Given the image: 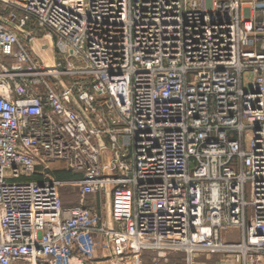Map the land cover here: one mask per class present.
<instances>
[{
	"label": "built area",
	"instance_id": "obj_1",
	"mask_svg": "<svg viewBox=\"0 0 264 264\" xmlns=\"http://www.w3.org/2000/svg\"><path fill=\"white\" fill-rule=\"evenodd\" d=\"M145 251L264 264V0H0V264Z\"/></svg>",
	"mask_w": 264,
	"mask_h": 264
},
{
	"label": "crops",
	"instance_id": "obj_2",
	"mask_svg": "<svg viewBox=\"0 0 264 264\" xmlns=\"http://www.w3.org/2000/svg\"><path fill=\"white\" fill-rule=\"evenodd\" d=\"M72 175L67 178V179H73L75 177L78 176V174H75V173H72L70 172ZM71 197H72V200H75V202H69L67 203L68 205H74L77 201V197L75 194H70ZM97 200L99 199L98 196L95 197ZM93 200H94V197H90L89 198V202L93 203ZM105 203H106V210L104 211L103 213V220H105L108 224L111 223V215H110V200L109 199H105L103 200ZM98 203L97 202V205L98 206ZM66 204V203H65ZM94 242H95V246H96V251L98 254L100 253H104L105 255H108L111 253L112 251V244H111V241L110 239L107 237V236H104L102 234H99V233H96L94 234ZM155 255V252L153 251H145L143 253V256H142V264H152V257ZM178 257H182V260H183V263L186 264L185 262V258H184V254L182 253H173V254H170L169 257H168V261L167 262H164L163 260H161L158 264H176L174 261L178 258Z\"/></svg>",
	"mask_w": 264,
	"mask_h": 264
},
{
	"label": "water",
	"instance_id": "obj_3",
	"mask_svg": "<svg viewBox=\"0 0 264 264\" xmlns=\"http://www.w3.org/2000/svg\"><path fill=\"white\" fill-rule=\"evenodd\" d=\"M9 26L19 32L21 35L27 36V33L16 25L9 24ZM30 47L33 53L43 61L48 70L53 69V52L48 42L41 41L39 39L31 40Z\"/></svg>",
	"mask_w": 264,
	"mask_h": 264
},
{
	"label": "rangeland",
	"instance_id": "obj_4",
	"mask_svg": "<svg viewBox=\"0 0 264 264\" xmlns=\"http://www.w3.org/2000/svg\"><path fill=\"white\" fill-rule=\"evenodd\" d=\"M41 41H44L41 39ZM61 194H62V198H63V202L64 203H69V202H75V200H72V197L69 193V189L66 186H63L61 188ZM247 198H248V194H247ZM230 236V235H229ZM230 237H235V238H239V236H230ZM222 257L220 255H213L210 256L209 258H207L205 255H200L198 258L195 259L194 264H222L221 262ZM176 264H185L183 263L182 257H178L175 261Z\"/></svg>",
	"mask_w": 264,
	"mask_h": 264
},
{
	"label": "trees",
	"instance_id": "obj_5",
	"mask_svg": "<svg viewBox=\"0 0 264 264\" xmlns=\"http://www.w3.org/2000/svg\"><path fill=\"white\" fill-rule=\"evenodd\" d=\"M53 175L58 178V179H67L69 178L72 174L70 171L67 170H59L53 173ZM63 199V198H62Z\"/></svg>",
	"mask_w": 264,
	"mask_h": 264
}]
</instances>
